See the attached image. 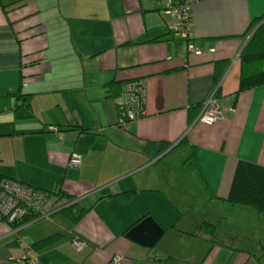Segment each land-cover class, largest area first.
Masks as SVG:
<instances>
[{"label":"crops","instance_id":"crops-1","mask_svg":"<svg viewBox=\"0 0 264 264\" xmlns=\"http://www.w3.org/2000/svg\"><path fill=\"white\" fill-rule=\"evenodd\" d=\"M25 1L0 11V176L75 196L86 213L77 225L57 215L20 233L0 224V264L25 255L41 264H262L264 246H238L218 205L239 161L264 166V86L238 93L239 57L264 0L194 2L189 39L174 33L163 1ZM30 55L41 62L22 68ZM137 80L145 116L122 120L123 97L105 85ZM218 89L221 118L199 121L193 111ZM146 216L165 229L152 248L127 238ZM203 223L216 227L213 238ZM58 234L51 248L32 249Z\"/></svg>","mask_w":264,"mask_h":264},{"label":"trees","instance_id":"trees-1","mask_svg":"<svg viewBox=\"0 0 264 264\" xmlns=\"http://www.w3.org/2000/svg\"><path fill=\"white\" fill-rule=\"evenodd\" d=\"M27 6L28 3L25 0L12 1L9 4H6L4 0H0V11L5 16L20 11ZM37 15L38 13L27 15L26 17L20 18L18 22ZM11 24H13V22ZM41 27L42 25H39L38 28L36 27L33 37H38L43 34V29H40ZM248 33H253V35L247 41L239 57L240 77L238 93L264 86V16L254 22ZM24 41V39H19V45L22 46ZM131 44L132 43L128 44V46ZM35 55L26 56L27 58L29 57V60H24V57L21 56V67L30 69L39 65L41 60L37 59V55ZM105 91L112 98L123 97L124 109L120 115L122 120H126L127 118L130 119L129 113H133L134 120L141 119L145 116L146 93L144 80L130 81L126 83L112 81L105 85ZM220 93V89L215 93L217 101ZM202 109V106H200L197 110L195 109L193 113L196 111V113L200 114ZM123 113L125 114L123 115ZM44 192L49 193L54 198L56 201V207H59L57 203H61L59 209L52 210L51 218L57 215H62L74 225H77L82 221L86 211H80L77 209L79 203L77 202V197L71 196L61 190ZM225 201L232 205L251 207L258 213L264 214V166L248 161H239L228 197ZM34 217L35 215L27 219L25 222H31L35 219ZM147 217L149 216H146L145 218ZM215 228L216 227L210 223H203L201 225V235L213 238ZM61 236L62 235L58 234L41 240L33 245L32 249L36 252H40L44 249L51 248L60 240ZM14 262H11L10 264H15Z\"/></svg>","mask_w":264,"mask_h":264},{"label":"built area","instance_id":"built-area-1","mask_svg":"<svg viewBox=\"0 0 264 264\" xmlns=\"http://www.w3.org/2000/svg\"><path fill=\"white\" fill-rule=\"evenodd\" d=\"M163 1L167 5V10L176 18V25L172 28L176 35L183 38H190L191 5L198 0H157ZM253 34L250 35V38ZM189 53H195L192 46L188 47ZM186 62V60H185ZM216 93V92H215ZM199 121L203 123H215L221 118V110L217 103L215 94L202 107ZM130 119L134 120L133 113H129ZM81 164L77 156L70 160L72 167L78 168ZM61 207V203H57ZM56 207V201L47 192L36 190L23 183L9 180L0 176V224L7 225L16 232L23 231L24 227L32 222L50 218L53 209ZM35 215L31 222H25ZM23 241L24 237H20ZM73 247L80 250L83 243L74 241ZM15 264H41L38 257L32 258L25 255L22 259L14 262ZM117 260L114 264H119Z\"/></svg>","mask_w":264,"mask_h":264},{"label":"rangeland","instance_id":"rangeland-1","mask_svg":"<svg viewBox=\"0 0 264 264\" xmlns=\"http://www.w3.org/2000/svg\"><path fill=\"white\" fill-rule=\"evenodd\" d=\"M12 1L15 0H4L6 4H9ZM42 2L43 1H41V3ZM204 207L206 209L211 206L205 205ZM218 207L222 209V213L227 217V220L223 221V227L225 230L230 228L229 225H231L232 221L233 228L227 231L234 236L231 238H233L234 242L239 243L238 246H241L242 244L245 245V243H251L254 245L261 243L264 246V214L254 211L251 207L232 205L230 203H222V205L219 204ZM247 210L257 213L254 215ZM261 255L263 257L261 263L264 264V252H262Z\"/></svg>","mask_w":264,"mask_h":264},{"label":"water","instance_id":"water-1","mask_svg":"<svg viewBox=\"0 0 264 264\" xmlns=\"http://www.w3.org/2000/svg\"><path fill=\"white\" fill-rule=\"evenodd\" d=\"M165 229L153 217H147L133 226L127 233L131 241L152 248L164 235Z\"/></svg>","mask_w":264,"mask_h":264}]
</instances>
